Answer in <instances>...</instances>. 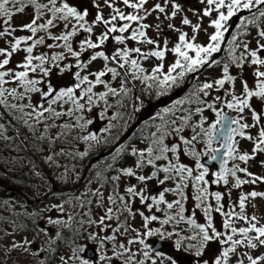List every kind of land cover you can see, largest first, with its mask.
<instances>
[{
	"label": "snow or ice",
	"instance_id": "obj_1",
	"mask_svg": "<svg viewBox=\"0 0 264 264\" xmlns=\"http://www.w3.org/2000/svg\"><path fill=\"white\" fill-rule=\"evenodd\" d=\"M24 14L28 20L17 25L14 18ZM40 46L47 51L37 52ZM15 56L20 59L13 64ZM54 73L71 83H54ZM190 78L191 90L150 118L159 123L142 136L143 147L119 143L111 161H101L103 168L87 181L98 187L65 201L89 206L79 219L64 203L45 209L59 215L46 217L44 227L35 212L24 213L31 228L19 218L9 226L0 216V264H181L149 243L154 237L171 241L186 257L183 264H264V214L256 203L264 201V190H257L264 186V0H0L5 147L24 130L50 147L75 132L72 138L87 148L74 158L83 160L95 147L120 139L86 131L113 107L109 98L123 108L137 85L142 94L166 97ZM136 101L143 103L133 96L127 119L116 112L99 132L126 127L141 111ZM62 117L70 119L56 124ZM57 127L63 131L49 136ZM62 155L64 149L45 156L44 163L59 168L55 157ZM205 157L218 170L203 163ZM70 173L79 182L74 167L57 180ZM105 184L111 186L107 195ZM62 229L75 233L70 242ZM85 237L98 251L95 260L83 255L87 246L78 241ZM61 240L68 248L57 255Z\"/></svg>",
	"mask_w": 264,
	"mask_h": 264
},
{
	"label": "trees",
	"instance_id": "obj_2",
	"mask_svg": "<svg viewBox=\"0 0 264 264\" xmlns=\"http://www.w3.org/2000/svg\"><path fill=\"white\" fill-rule=\"evenodd\" d=\"M135 118L136 115L133 114L132 119L134 120ZM41 130L42 129H38L37 134H39ZM48 134L49 136H54L56 134V128L50 129ZM24 135L27 136V139H25ZM34 143L42 150L37 151L36 148L33 147ZM54 145L56 148L58 140H55L50 147L46 141H36L35 137L26 130L22 132L19 140L12 142L8 147H5L4 143H0V192L7 194L13 190H21L24 194L30 196L32 188L38 187L39 183L46 184L48 180L58 183L57 177L60 172L59 168L44 163V157L50 154L48 147L54 149ZM99 151L100 150L96 149L95 153ZM86 159L87 157L83 160ZM105 159V157L102 158L100 164L96 165V168H88L91 177L96 169L103 168L104 165L101 164V161L106 163ZM81 161L80 159L79 162ZM36 172H39L40 176H36ZM104 175L106 176L105 173ZM25 212L30 215L33 212L38 213L37 204H30L21 211L14 208L12 213L13 218H19L21 223L29 224L31 219L30 217L24 216Z\"/></svg>",
	"mask_w": 264,
	"mask_h": 264
},
{
	"label": "rangeland",
	"instance_id": "obj_3",
	"mask_svg": "<svg viewBox=\"0 0 264 264\" xmlns=\"http://www.w3.org/2000/svg\"><path fill=\"white\" fill-rule=\"evenodd\" d=\"M29 12H31V9H29ZM28 18H29V16L27 15V14H24V15H17L15 18H14V22L17 24V25H19V24H22V23H24V22H26L27 20H28ZM22 34H24V33H21V32H17L16 33V35H22ZM203 38V37H202ZM111 44L109 45V49H111ZM37 52H39V51H47V49H46V47H44V46H40V47H38V49L36 50ZM20 59V56H15L14 58H13V64H15V62L17 61V60H19ZM249 69H245V76H248V73H249ZM217 73V72H216ZM218 74V73H217ZM212 75H215V74H212ZM249 78V82L251 83V77L249 76L248 77ZM200 79H204V77H200ZM71 80H70V78H68V77H66L63 81H60V80H58V78L55 76V73L53 74V82L54 83H69ZM226 87H227V85H226ZM236 88L237 89H239V84L237 83V85H236ZM70 118H67V120H69ZM103 123V122H102ZM38 129V128H37ZM92 130V127L91 126H89V128L86 130V131H91ZM58 133H60V132H58ZM76 135V133L75 132H73L72 133V135L71 136H69V137H67V140H65V137L64 136H60V138L58 139V145L56 146V148H55V145L53 146V148L54 149H50L49 147H48V150H49V153L50 154H53L54 152H57V151H59L60 149H64L65 150V155H67V157H68V160H70L71 158H73L74 160H76V158H74V156H75V154L76 153H78V151H77V149L79 150L80 148H85L86 147V144L85 143H83V142H81V141H78V140H75V139H73L72 137L73 136H75ZM244 148H248V147H250V145L249 144H247V143H244ZM45 150H47V149H45ZM70 156V157H69ZM55 159L58 161V163L60 164V167H61V170H62V174L64 173V169L66 168V166L64 165V164H62V163H60V161H59V159L57 158V156L55 157ZM73 160V161H74ZM69 162V161H68ZM130 162V161H129ZM186 162H188V163H190L191 162V160H187L186 159ZM71 165H72V167H74L75 168V171H76V166L71 162ZM251 171H253V172H257V171H260L258 168H256V167H253L252 169H251ZM133 183H135V181H132ZM56 189H57V191L58 192H63V186L62 185H59V183L58 184H56ZM244 191H248V190H250L247 186H245L244 187V189H243ZM257 190H264V186H259L258 188H257ZM44 191H45V189H44ZM55 191V190H54ZM153 191L155 192V190H154V186H153ZM159 191V190H158ZM105 194H106V192H105ZM107 195V194H106ZM235 195H236V193L235 192H233V197H235ZM10 196H11V194H10ZM9 196V197H10ZM168 198L169 199H171L172 197H171V195H169L168 196ZM13 198H12V196H11V198L10 199H5V201H8L9 203H8V205L7 206H5L4 207V212H6V209L9 207V205H12V204H15L16 203V198L14 199V200H12ZM19 201H20V203H22V199H18ZM57 202V200H56V197H52L49 201H48V203L45 205V208H47V207H50L52 204H55ZM229 201L227 200V198L225 199V203H228ZM256 203L260 206L259 207V213L258 214H264V201H262V200H257L256 201ZM247 211L249 212V213H251L252 212V209H251V207H249L248 209H247ZM50 212V211H49ZM52 213H54V216H53V218H55L56 216H58L57 214H59L56 210H52L51 211ZM3 216H4V219H5V216L6 215H4L3 214ZM6 220V219H5ZM30 236V235H29ZM82 241H86V240H82ZM151 243H152V241H151ZM216 247V246H215ZM215 247H213V249H215ZM65 251H67V248H65V249H63V252H65ZM210 255H211V253H209ZM170 255H173V256H175L178 260H180L181 261V264H183V261H185V259H186V257H184L183 256V254H181V253H177V252H174L173 254H170ZM97 264H98V261H97Z\"/></svg>",
	"mask_w": 264,
	"mask_h": 264
},
{
	"label": "flooded vegetation",
	"instance_id": "obj_4",
	"mask_svg": "<svg viewBox=\"0 0 264 264\" xmlns=\"http://www.w3.org/2000/svg\"><path fill=\"white\" fill-rule=\"evenodd\" d=\"M140 85H137L136 89L134 90V92L127 98L124 99V104L126 105L123 108L117 107L115 105V98H109L110 102L113 104V107L109 109L108 113L105 116V120L109 121L111 116L116 113V112H121L124 114V119H127V115L129 113L132 112V108L131 105L133 103V96L136 97H141L143 103L141 105L140 101H136V105L138 107H141V111L139 113H135L136 118L133 120H131L129 122V124L126 127H121L120 131H119V137L121 138L124 133L126 132V130L137 120V118L139 116H143L144 119L142 120V122L140 123V126L135 128L132 133L126 138L125 142L128 143H133L135 141V138L138 134L139 131H141L142 129H146L148 127H151V125L153 123H158V121H151L150 118L159 111V105L153 103L155 101V99L157 98L154 94L149 95L147 93L142 94L140 91ZM167 102H171V100H166ZM153 103V104H151ZM169 103H166V106H169ZM148 121L149 123L146 125L145 122ZM120 124H123V120L119 121ZM214 166V165H212ZM210 166V168L212 170H217L216 167H212Z\"/></svg>",
	"mask_w": 264,
	"mask_h": 264
}]
</instances>
